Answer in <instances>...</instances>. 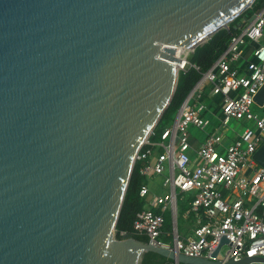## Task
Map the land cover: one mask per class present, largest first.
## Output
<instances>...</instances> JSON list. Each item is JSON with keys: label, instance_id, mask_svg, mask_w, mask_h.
I'll return each mask as SVG.
<instances>
[{"label": "water", "instance_id": "obj_1", "mask_svg": "<svg viewBox=\"0 0 264 264\" xmlns=\"http://www.w3.org/2000/svg\"><path fill=\"white\" fill-rule=\"evenodd\" d=\"M255 1L0 0V264L254 261L215 260L226 237L209 259L115 232L136 154L176 90L178 48ZM255 160L264 168V145Z\"/></svg>", "mask_w": 264, "mask_h": 264}, {"label": "built area", "instance_id": "obj_2", "mask_svg": "<svg viewBox=\"0 0 264 264\" xmlns=\"http://www.w3.org/2000/svg\"><path fill=\"white\" fill-rule=\"evenodd\" d=\"M252 42L257 46L251 59L244 61V48ZM179 65L180 72L190 67L200 70L188 58ZM263 86L264 8L232 36L228 48L181 104L173 125L157 141L151 137L153 131L138 150L134 166L141 164L140 174L155 177L168 169L163 185L171 193L150 196L148 185L142 187L140 196L148 206L133 223L137 235L147 236L156 247L209 259L226 237L229 244L221 251L225 246L228 250L220 261L252 259L250 264H264L257 261L264 259V168L255 160L264 145V102L255 101ZM253 106L263 113H254ZM234 121L253 126L241 124L235 129L231 126ZM191 130H198L203 138L198 141ZM157 149V160L152 163ZM178 193L192 195L185 216L193 215L196 227L188 239L174 225ZM169 211L173 230L167 233L165 214ZM120 235L117 240L131 238L125 232ZM169 236L172 244L163 241Z\"/></svg>", "mask_w": 264, "mask_h": 264}, {"label": "trees", "instance_id": "obj_3", "mask_svg": "<svg viewBox=\"0 0 264 264\" xmlns=\"http://www.w3.org/2000/svg\"><path fill=\"white\" fill-rule=\"evenodd\" d=\"M264 8V0H256L251 8L244 12L241 16L235 19L228 29H223L216 33L207 43L196 48L195 52L190 54L188 60L191 65L198 66L200 70L192 67L187 68L186 71H181L178 77V83L172 100L163 113L161 120L154 129V134L151 136L153 140H158L161 132L169 123L173 122L176 114L192 91L197 82L201 79L202 75L208 72L218 58L225 52L231 41L232 36L240 33L242 27L248 23L257 13ZM140 163L134 166L132 176L129 182L125 200L121 209V213L116 226V238L121 239V233L125 232L127 235L139 242L149 243V239L144 235H137L133 229V223L139 212L147 208L148 202L145 198L140 196V191L143 186L147 185V179L140 174ZM179 207V200H178ZM183 211L186 212L188 208L184 207ZM164 230L167 233L172 232V217L171 213L165 214ZM170 241L171 236L167 237ZM171 261L167 258L153 253H144L140 264H170Z\"/></svg>", "mask_w": 264, "mask_h": 264}, {"label": "rangeland", "instance_id": "obj_4", "mask_svg": "<svg viewBox=\"0 0 264 264\" xmlns=\"http://www.w3.org/2000/svg\"><path fill=\"white\" fill-rule=\"evenodd\" d=\"M190 56V55H189ZM188 56V58H189ZM208 101H206L207 103ZM252 111L254 113H258V114H262L263 113V110H261L258 106H253L252 108ZM175 120V119H174ZM241 124L243 125H246V126H253V124H249L247 121H243V122H236L234 121L231 126L235 129H239ZM173 125V122L169 123L168 125H166V127H171ZM192 133L198 135V136H202V133L199 132L198 130H191ZM152 135V133L150 134ZM149 135V136H150ZM154 141H157V140H154ZM156 155L151 159L152 163H155L156 160H157V154L159 153V149L156 150ZM169 176V170L167 169V171L165 172L164 175H159V176H155V177H148L146 178L147 179V182H148V187L149 185H153L154 189L158 192V194H161V195H167L169 193H171V188L169 187H165L163 185L164 181H165V178ZM150 188V187H149ZM192 199V195L191 194H188V195H185V196H181L179 193H178V200H179V207H178V233L179 235L182 234V231H183V228L184 227H190L191 225V222H194L191 217H185V211H183V205L184 207L188 208V203L189 201H191ZM171 213V217H172V212L169 211ZM167 212V213H169ZM172 225H173V219H172ZM116 238V236H115ZM163 241L165 243H168V244H172V240L170 241L169 239H167L166 237L163 238ZM228 250V246H225L223 248V250L220 252L219 256H218V259L219 260H223L224 257H225V254Z\"/></svg>", "mask_w": 264, "mask_h": 264}, {"label": "crops", "instance_id": "obj_5", "mask_svg": "<svg viewBox=\"0 0 264 264\" xmlns=\"http://www.w3.org/2000/svg\"><path fill=\"white\" fill-rule=\"evenodd\" d=\"M256 46H257V45H256L255 43L252 42V43H249V44L244 48V53H243V55H244V61L251 59L252 52H253V50L255 49ZM194 135L196 136V138L198 139V141H199L200 139L203 138V134H202L201 137L198 136V135H196V134H194ZM149 187H150V190H151V194H150V196L153 195V194L161 195V194H158V192L154 189L153 185H152V186L149 185ZM150 196H149V197H150ZM185 217H186V216H185ZM190 217H191V219H192L194 222H191V225H190L189 228H188V227H184V228H183L182 234L180 235L183 239L191 238V237L193 236V230H194V228L196 227L195 217H194L193 215L190 216Z\"/></svg>", "mask_w": 264, "mask_h": 264}, {"label": "bare ground", "instance_id": "obj_6", "mask_svg": "<svg viewBox=\"0 0 264 264\" xmlns=\"http://www.w3.org/2000/svg\"><path fill=\"white\" fill-rule=\"evenodd\" d=\"M208 39H209V36L202 38L198 42H195L194 44L190 45L188 48H178L177 56L181 59V61L185 60L186 58H188V56L192 53V51L197 46L204 44ZM175 66H176V70L180 72V65L177 64Z\"/></svg>", "mask_w": 264, "mask_h": 264}]
</instances>
